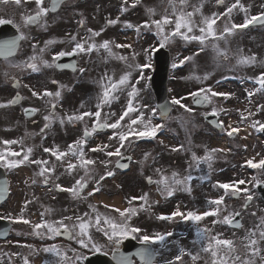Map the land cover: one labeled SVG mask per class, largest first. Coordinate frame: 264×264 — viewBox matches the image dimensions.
<instances>
[{
	"label": "rangeland",
	"instance_id": "rangeland-1",
	"mask_svg": "<svg viewBox=\"0 0 264 264\" xmlns=\"http://www.w3.org/2000/svg\"><path fill=\"white\" fill-rule=\"evenodd\" d=\"M147 1L140 0L141 3L140 6H138L137 0H128L127 4H125L124 1H121V3H117L114 0H105L104 4H102L99 0H76L77 7L75 17L77 18V20L80 17L86 18L89 21L97 23L98 28H103L107 35H111L107 36L106 39L104 38V40H101L102 42H119V38L121 37L120 35L122 33L136 31L137 27H128L130 23H133L135 19L145 18L144 21L138 26L140 29L139 32L136 31L139 37L143 36L142 43L136 44L138 45L136 46L138 48L135 47L136 50L133 51V56L128 54V52H124V54H128L126 55L127 59L129 58L128 62L127 60H123V62H120V65L117 66L115 62H108V60H112L113 58H115L116 54L119 53L118 51L111 50L112 54H109L108 51H105L106 53L101 52L103 55L104 53L106 54L107 59V61H105L104 59L102 60L103 66L105 64V67L107 68V65L110 64L113 65L114 68L118 67L117 75L119 76H121V73L124 72L126 70V67L129 65H131V69L133 70L135 69V66L137 69L139 64L150 63V54L152 48L158 47V45H160V40L162 37L161 35H158L156 26L152 24L150 28H145L143 27V25L145 23L151 24V22L154 20H160L164 15H168L171 19H173V21L175 20V16H173L172 14L173 9L170 4V0ZM217 2L218 0H187V5H181L180 0H175V5L177 11L194 12L195 14L193 16V20L195 22V25L202 26V17L222 15V21L214 26L215 31L218 30L222 32L224 31V26L226 24L230 27L232 24H241L246 19L245 12L239 8L234 9L233 12L229 14V16L223 15V13L226 12L227 8L230 7L235 2V0H224V5L222 7L219 6ZM260 2V0H250V5L259 6ZM91 3L92 5L90 6ZM240 3L244 5V0H240ZM133 4H135V7L132 6ZM89 6L94 7L97 10V14L94 13L95 16L91 15L89 11H87L89 9ZM244 7L248 9L247 18L257 11V7H249L248 3L247 6L244 5ZM197 8H199L198 12L195 11ZM150 9L155 11L156 16L154 14L148 18L146 10ZM120 12L122 13V15H119ZM196 17H199L200 19L198 18L199 20H196ZM109 20L117 21V23L113 24V28L107 29L106 22L108 23ZM141 25L142 27L140 28ZM173 29L174 24L166 25L165 34H170ZM182 31L186 32V30L184 29H182ZM260 31V29L252 30L253 37H259V39L260 37H263L262 42L264 44V29L261 31L262 33ZM187 35H201V33L199 32V27H194L193 32L187 33ZM171 38H174L176 41L174 42V40ZM242 40H246L245 37H243ZM206 41H210V39H206L205 42L201 44L199 40H184L180 36L170 37L166 47L168 46L167 48L171 49L173 59L172 65H177L172 69V77L176 80L174 82H171L170 84L175 97H178L180 99L185 94L187 95L188 92H192L194 88L195 90H200L201 88H211L215 92L228 93L230 95L227 98L223 96L212 98L211 106V108H213V110L220 115L221 121H223L224 123L226 122L227 130L230 129L229 125L235 128L240 125L246 124L252 127V123L254 121H260L261 123H263L264 109H262L260 106L262 105V102L264 105V94H262L260 91H257V88H254L253 83V81H255V78L259 76V73L264 72V54L262 53L264 50L262 49V47H260L261 44L259 42L255 47L249 48L248 52L246 51V49H244L245 51H243L242 49H237L234 45L231 46L230 53H236V58L255 56L256 62L254 64H245V67H240L237 71H235V69L233 70V68H230L231 74L228 76H232L230 86H219L220 84H224L223 79L220 80L218 84L215 81L217 74H220V72L223 74V70H226V68L222 67H220V72L218 71L216 74H208L204 78L203 71L195 74L191 83L202 80V83H200L199 86L193 85L192 87H190V85H186L184 81L180 82L181 77L180 75L178 77V74H180L181 71L178 69L181 68V65H190V67L193 68V61L199 59L202 53H205L203 54V56L209 54L210 58L212 57L211 52L215 50V43H206ZM136 42H139V40L136 39ZM217 46H221V44H217ZM52 50L57 51V49ZM48 52L52 53L53 51L48 50ZM217 54L218 59L222 57V55H220L218 52ZM122 56L124 57V55ZM118 57H121V53L117 55V58ZM189 57L191 59H186ZM45 65L47 66L48 63H45ZM213 65L214 64L212 63L205 66L204 72L210 73L211 70L214 69ZM214 66L215 69L219 68L217 67V65ZM1 73L2 72H0V74ZM6 74L7 76L10 75L12 78H27L26 74L21 75L20 72L15 71H11L10 73ZM184 74L185 73H183V75ZM146 77L144 79V82L142 81L140 84L135 86V88L138 89V95L132 101V103L135 108L139 109V111L129 113V116L125 117L124 120L121 121V128H111L110 132L115 135V140L117 142H114H116V145L112 146L113 143L111 145L110 143H108V147L104 149V151L93 152L90 150L91 145L87 144L86 148H84L85 159L102 161V157L106 152L110 150L115 151L118 148V144L120 142L117 133L120 132L122 134L130 131L128 125L130 124L131 118H136L141 114L143 115L142 123L132 125V129H135L136 132L144 130L145 124L148 125L149 130L154 125L162 124L163 127L157 130L154 138L140 137V141L137 142L138 144H132L131 142L129 143V146L125 151L128 153L131 152L135 155L136 163H133V167H135V169L133 174H129L128 176L123 177L125 185L123 188V194L121 195L122 202L120 198H117V200H120L119 203H117L115 198L114 201L116 202V207L113 209L118 208L124 210L130 207L136 209L137 214L130 216L128 223L130 224V226L142 229L140 233L135 234L137 237L143 236L145 234L151 236L157 232L171 231L174 233L173 236L168 238V241L166 242L167 247L160 248V253L161 255H163V258L160 261L162 264H165L169 259L174 260L175 257L180 254L181 248H184L186 251L191 252L194 255H199V259L195 261V264H211L210 255L201 250L202 245H204L205 242L197 237V228H207L209 230V235H219L222 239L234 240L240 255L244 257L245 249L243 247V243H246V241H244V237L247 235V232L249 230H253L260 223L261 219L264 218V203L258 198L254 191L256 182L261 179L264 180V178L260 177L259 172H256V176H253L252 173L250 174L246 172V169L249 168L248 165L244 166L241 164V161H244V156H248V154L246 153L244 154L240 152L239 155H236V159L237 157L239 158L237 161H235L237 166H233V169L230 171H222L220 168L221 165L218 166L217 164H214V166L218 167L214 168L207 167L205 165H203L202 167L200 164H193V161H191V163L183 162L185 163L184 165L182 164V158L184 159L182 152H177V157H175L177 159H171L169 156L170 154H167L169 152V149L167 150V145L169 144L173 146V137H176V134L174 133V130H171L172 124L170 123V121L167 122L168 120L162 121L160 119L159 111L157 110L154 97L148 85V78L146 79ZM220 77L221 75L218 76V79ZM63 78L65 80L68 79L67 76H64ZM243 79L246 80L242 81ZM241 81L243 83L247 82L248 84L242 86L240 85V83H242ZM249 84H251L252 86L248 88ZM182 85H184V87H182ZM129 91L131 90L127 89L126 85H122L120 89L117 90L115 96H110V102L106 104L107 107L105 106L106 110L104 109V115L102 119L106 120L107 117L111 124L119 119V116L122 114L123 110L127 108L128 102L131 99L128 96ZM80 92L83 93V89H81ZM249 92H252L253 95L255 94L251 99L248 95ZM80 95L82 94H77V101H79ZM30 101L31 99H29V102ZM65 105H67V103ZM11 110L12 111L5 107L0 108V141H2V137H4L5 140L17 141L16 144L6 145L10 150L7 152L16 151L22 153L25 151V153H27L29 147L27 146L28 142L26 141V139L29 138L28 135L31 127L29 126V128H26L28 126L23 125L25 123L18 113V110ZM153 112H155L154 115ZM9 113L11 116L9 115ZM242 113L245 117L248 118L242 119ZM249 113H251V115H249ZM62 114L64 115V117H66V123L72 122L68 120V117L72 116L69 110L60 113V115ZM4 115L9 118L8 124L11 125V130L8 128V125H6V128L9 130L4 129L5 126H3L4 123H2V118L4 117ZM195 116L197 117L193 118V120L191 118L185 120L186 123L190 124L188 128L204 129L202 120H200L199 118L200 113L197 112ZM184 117L185 115L183 117H180V119H183ZM177 118H179L178 115H175L174 118L172 117L171 119L174 125L177 121ZM95 121L96 118L93 116L89 117V119L86 118L85 123L88 122L87 124H92L95 123ZM252 128L255 132L256 127ZM82 129L83 126L79 125V128L74 130L73 134L69 135L66 132H72L71 127L70 125H65L63 132L65 135L59 137V140L56 141L58 150L67 151L69 145L80 140L82 137ZM167 130H169L168 134ZM52 144H55V142H53ZM44 149L39 148L38 150H32L33 155L28 162L29 165H31L30 169L32 170L33 175H36V177L39 179V182L42 183L44 181V178L49 175L52 179L55 180L54 186L60 185L66 188H70L76 186L77 180L84 181V179H86L85 181H88L89 184H93L95 181L98 182L99 189H102V182L99 181V179L100 176L104 174L105 167L100 166V163H96L97 166H93L91 168L89 167L90 165L88 166V168H84L80 166L79 157H73L71 156V154H69L67 157H64L62 160L55 161L51 157V153L45 152ZM143 153H145V155L143 156V159L145 160L141 161L139 155ZM147 153L148 156H146ZM196 153H200V151H196ZM100 154L101 156H99ZM201 154H203V152L198 154L197 156H200ZM253 154L254 150L251 155ZM8 158L9 160H12L14 157L9 156ZM256 158L257 157H255V161H258L261 157L259 155L258 158ZM35 160H45L48 161V164L37 165L32 162ZM172 160L174 162V165L170 164ZM148 161H150V163H148ZM69 162L76 164L77 167L74 170L68 169ZM111 164L112 163H110V165ZM42 167H48L50 169H54V171L46 173L43 176L38 175ZM244 167H246V169ZM13 169L14 168H10L11 172L14 171ZM157 169H159V171H157ZM171 170L173 172H177L179 174L178 177L182 178L183 180H185L188 175H191L192 179L191 181H186L185 184L174 185L175 191L171 196L163 192V183H155L153 188H150L146 184L145 177L147 176H150L155 181H162L163 177L167 176L169 178V183H171ZM257 170H259V168H257ZM221 174L222 176L233 175L232 183L243 180L244 176L247 177V180H244L245 183L239 185V188L241 189V191L239 192V200L236 201L231 193L225 194L224 190L218 187V183H226L221 180ZM200 176L203 177L200 179ZM14 180L16 182L14 187H17L18 195L22 191L23 180H20V178H14ZM186 187L190 188V191L185 190ZM155 188H157L155 190V194H151V189ZM245 189L247 191H244ZM145 194H147L148 197L147 203L142 200H135L132 201V203H129V201L132 200L133 197H141ZM248 195H251L253 199L251 200V205L248 206L247 210L243 211L242 208ZM221 197H223V204L220 205L221 212L219 217H206L199 224L192 223V221L185 222L179 217L175 218L173 221H164L157 219V217L161 215H171L177 209L185 213H187L188 211H196L198 213L210 211L216 206L211 205L209 201L220 199ZM66 199L67 198L65 196H58V199L54 200V202L59 201V204L50 203L42 207L47 210L50 209L51 212L49 214H46V211L44 209H37L32 211V207L27 206L22 209H15L14 204L11 207L9 205L4 207V209L7 210V217L19 218L23 216L24 219H27L31 222L30 224H24L22 222L13 223L9 240L5 244H0V246L7 247V264H25V258H27L28 264H55V262H58L60 258L44 251V249L49 248L53 245L57 246L67 254L68 259L67 261L62 262V264H81L82 258L89 253V249L82 248L78 243L79 237L77 236V233L79 229L78 227H74V225H78L80 222L77 218H83L85 221L91 222L92 226L90 227L89 231L94 243L98 245L106 244V241H108L107 237L103 232L97 230V226L95 225L96 216L90 214L89 211L91 201H93L94 203L96 199L97 201L102 202L103 197H101V194L97 197H90V195H85V199L83 201L77 199L76 197H73L67 200L65 203H62V201H65ZM63 205H65V208ZM233 211L242 212L243 228L241 231L230 230L226 223H214V221L232 214ZM31 212H34L36 215H31ZM253 213L255 215H253ZM34 216L38 218L37 221H35V219L33 218ZM104 216L111 218L116 223H122L124 220V218H122L118 212L112 210V208L109 210V212H103V215L101 217ZM65 217H72V219H65ZM60 221H63V224L67 225L68 228L73 232L75 240L72 243H64L57 240L55 235H53L51 232H48L47 229H39L38 231L40 232V235H37V230H34L32 227L34 224L43 222H47L48 224L59 227ZM99 227L110 231V229H108V226L103 223V219L101 220V225ZM137 240L139 239L137 238ZM28 245H31L32 247H28ZM155 246L156 248L160 247L158 245ZM261 248H264V243L261 244ZM166 252L167 257L165 256ZM185 256L183 257L182 261L178 262V264H193V261L191 262V257ZM257 264H260L259 260H257Z\"/></svg>",
	"mask_w": 264,
	"mask_h": 264
},
{
	"label": "snow or ice",
	"instance_id": "snow-or-ice-1",
	"mask_svg": "<svg viewBox=\"0 0 264 264\" xmlns=\"http://www.w3.org/2000/svg\"><path fill=\"white\" fill-rule=\"evenodd\" d=\"M0 2L7 3L8 0H0ZM35 5H36V12L34 15H28L24 23L25 24H36L39 23L43 18H46L50 12L55 13L58 11L60 5L64 3V0H51L50 7H45V0H34ZM125 4H127L128 0H124ZM139 2V0H137ZM219 3H223V0H218ZM15 3L19 5L21 3V0H15ZM181 5H187V0H180ZM170 4L173 9V16H175V20L171 19L168 15H164L162 19L160 20H154L149 23H145L143 27L145 28H150L152 24H154L158 30V35H161V40H160V47L163 48L165 47L168 42L170 37H175V36H180L184 40H199L201 44L205 42V40L208 37H212L213 39H220L221 37L217 35L214 26L217 23V20L220 18L219 16L214 15L213 17H202L201 20V25H195V22L193 20L194 12H185V11H177L176 10V5H175V0H170ZM135 7V4L132 5ZM241 9L245 12L246 14V19L244 20L243 23L241 24H232L230 27L226 24L224 26V32L231 34L234 29H243L247 28L249 25H255V24H260L264 25V13H261L260 15H254L251 16L250 18H247V12L248 9L244 7L243 4L240 3V0H235V2L227 8L226 12L223 13L224 16H229L233 12L234 9ZM126 10V9H125ZM150 13L153 15L155 14V11L150 9ZM195 11H199V8H197ZM12 21L10 20H4L0 19V24H5V23H11ZM83 24V21L80 22ZM109 24H114L117 23V21L109 20ZM174 24V29L171 31L170 34H165V26L166 25H172ZM46 26V25H45ZM128 27H133V25L129 24ZM194 27H199V32L201 35H192L189 36L187 33H192ZM182 29L186 30V32L182 31ZM139 27L136 28V31L139 32ZM89 32H91L92 37H96L100 35V32H94L93 30L89 29ZM23 35H21L20 39H25ZM72 39L75 41L76 38L72 37ZM48 44H51L52 41H48ZM87 44V47H86ZM110 42L109 41H104L103 44L97 46L95 43H88L87 41L81 43V42H76L75 43V48L73 49L72 52H60L56 57H54V60H58L61 57H64L66 55H74L78 52H90L92 50L98 49V47H102L105 50L111 53V48L109 47ZM118 48H124V47H131V45H124V44H117L115 45ZM16 48V41H10L5 43L4 45L0 46V55H5L6 57L9 55H12L13 52L15 51ZM157 49H152L151 51H156ZM217 52L220 55L226 56L227 54L225 52H220L219 49H217ZM36 57L33 56L31 57V60L33 62H25L26 67L32 69L33 71H36L38 66L35 63ZM121 60H127V57H119ZM186 59H191L186 58ZM256 62V57L251 56V57H241L239 60V63L241 64H254ZM47 64V62H45ZM16 67H20V65H14ZM47 66L51 67V64H48ZM57 67H60V65H56ZM177 65H173V67H176ZM144 67V66H140ZM83 71V69H81ZM130 73L127 75H124L121 77L118 81H113L111 79L108 80L107 84L103 85V93L101 97V103L97 104V108L101 109L103 104H107L110 102V96L111 93L114 91H117L120 89L122 85H127L129 84V77ZM143 78V77H141ZM255 82L260 86L257 91L264 90V72H261L259 76L255 78ZM55 83V81H53ZM18 85V82H17ZM33 96H39L40 94L37 93L36 91L32 92ZM44 96H56L59 97L61 93L59 91L55 93L51 92H44ZM138 95V89H136L134 86L131 88V91H129L128 96L131 98L128 102L127 105V110L123 112V114L119 117V119L112 123V124H101L100 123V117H101V111L97 110L95 112H84L81 115H74V116H69L68 120L69 121H74V120H83L85 117H95L96 122L99 127L104 128V127H110L112 129H119L121 128V121L124 120L125 117L129 116V113L133 112H138L139 109L135 108L133 106L132 101L136 98ZM230 94L228 93H222V92H215L211 88L204 89L201 88L199 91L191 93V96L193 98V101L195 103H204L208 102L211 103V97H217V96H223L227 98ZM249 97L253 95L252 92H249ZM23 97L17 95L16 98L12 101H10L11 104H16L20 100H22ZM184 99L181 97L180 99H172L171 103L179 105L181 108H184L186 112H192L193 109L189 108L187 105H184L181 103V100ZM6 107L4 104H0V108ZM163 108L162 111V117L166 118V111L167 108L166 106H161ZM262 109H264V105L260 106ZM52 108H55V104H52ZM37 111L36 109H28L26 110V114H31L33 112ZM155 112H153V115ZM211 115L215 116L217 115L216 111H213ZM251 115V113H249ZM242 119H247L248 117H245L243 113L241 114ZM45 120H50V116H45ZM143 122V115H139L136 118H131L130 119V124L128 125V128L130 131L127 133H118L119 136V141H120V146L117 148L115 151H108L105 154L109 157L111 156H116V157H121L122 154L120 152V148L124 147V141L128 140L130 135H138L140 137H155L157 130L162 128V124H157L154 125L150 128L147 124L144 125V130L136 132L135 129H132V125H137L138 123ZM63 123V121H61ZM47 126V125H46ZM223 129V124L220 123L219 125ZM258 127L259 131H264V123H261L260 121H254L252 123V127ZM230 130H227L226 134L231 137L233 136L234 133H238L240 131L239 128H234L229 125ZM92 131H95L93 129ZM92 133L89 132L87 129H85L84 132V137L90 136ZM5 145H12L16 144L17 141L14 140H5L3 141ZM87 144V140L82 138L75 143L71 144L68 146L67 151H59L53 150L50 148H45V152L51 153V155L55 156L56 159L62 160L64 157H67L69 154L73 157H79L80 160V166L87 168L89 165H94L96 163L95 160L91 159H85V153H84V147ZM108 145H104L103 147H96L92 148L91 151L93 152H99V151H104ZM183 147V146H181ZM174 151H179L180 149H173ZM217 151H223L222 149H212L211 153L217 152ZM32 152V149L29 148L27 150V153H21V152H4L0 151V166L7 167V168H16L19 167L22 163L25 161H29L30 154ZM211 153H209L207 156L204 157L205 161H210L212 156ZM8 156L12 157H22L20 160H13L10 161L7 159ZM130 159V158H129ZM193 160L196 161L197 164L200 163V160L193 154ZM33 163L37 165H47L48 161L45 160H35L32 161ZM247 165L251 168H259V169H264V159H261L259 162H253V160H248ZM119 167H126V165H118ZM77 167L76 164L69 162L68 163V169L74 170ZM209 167H211V164L209 163ZM51 171H54V169H50L48 167H42L38 175H45L46 173H49ZM159 171V169H157ZM114 173L112 171L107 172V176L111 177L113 176ZM178 173H173L172 177V182L169 183V178L167 176L163 177L162 181H155V183L160 184L163 183V192L167 193L169 196H171L174 191L175 187L174 185H180V184H185V181H191L192 176L188 175L185 180H180L177 179L176 177L178 176ZM104 177H101L103 179ZM149 183H153L152 179L149 177L148 178ZM47 183V180L45 181ZM244 180H240L238 182L234 183H218V187L223 189L225 194L231 193L232 195H237L241 189L239 188V185L244 184ZM56 187L60 191H65V192H70L74 197H80L82 190L86 187V184L83 183L81 180L76 181V186L70 187V188H64L60 185H56ZM185 190L190 191V188H187ZM7 191V181L4 182V186H0V195H2L4 192ZM95 191H99V187L95 189ZM244 191H247L246 189ZM93 193H89V195H92ZM253 197L251 195L247 196V201H251ZM135 200H142L145 203H147L148 197L147 194L141 196V197H133L132 200L129 201V203H132V201ZM211 205H215L216 207L210 211H205L203 213H198L196 211H188L187 213L181 212L179 209L174 211L171 215H161L158 216L157 219L159 220H164V221H173L175 218L179 217L185 222L187 221H192L195 222L196 224H199L203 219L209 216H214V217H219L221 208L220 205L223 204V197L220 199L216 200H211L209 201ZM105 207H110L109 205H105ZM114 211L118 212L119 215L124 218L122 223H116L114 222L111 218L104 216L101 217L99 214L95 217V225L97 226V230L101 231L104 233V235L107 237L109 241H111L114 245L115 250L112 252V259L115 262V264H134L133 256H136L139 258L141 264H158L157 257L160 255V248H165L167 247L166 242L168 241V238L173 236L174 233L171 231L168 232H157L153 235H143L140 237H137L135 234H138L142 231V229L134 226H130L128 223L130 216L136 215V209L135 208H127L124 210L121 209H113ZM93 211H95V207L93 206ZM87 215V214H85ZM241 215L240 212H235L234 214H230L228 216H224L222 219H218L214 221V223H226L229 225H233L234 227L240 228L243 227L242 224L240 223H235L234 224V219L236 216ZM253 215H255L253 213ZM0 219H9L11 220L12 223H24V224H30L31 222L27 219H24L23 216L19 218H12V217H0ZM65 219H72V217H65ZM79 219V224L74 225V227H78L79 231L77 233V236L79 237L78 243L82 248H89L91 246L92 251H101V247L97 245L96 243L93 242L92 236L90 234V227L91 222L85 221L83 218H77ZM103 219V223L108 226L109 230H105L102 227H99L101 225V220ZM34 230L36 231L37 235H40V232L38 231L39 229H47L48 232H51L53 235H59L60 234V228L62 227L65 231H68V226L63 224V221L59 222V227L53 226L51 224H48L47 222L43 223H37L34 224L33 226ZM209 230L207 228L205 229H200L197 228V237L204 241V245H202V251L205 253H208L211 257V264H257V260H259L260 264H264V248H261V244L264 243V218L261 219L260 223L253 229L249 230L247 232V235L244 237V241L246 243H243V247L245 249V256L242 257L236 247V243L234 240L231 239H222L220 238L219 235L212 236L209 235ZM132 237L133 239H139L141 244L143 245H158L160 246L159 248H150V247H143L140 250H138L135 253L132 254H127L123 251L120 250L119 245L120 243L129 237ZM28 247H32L31 245H28ZM44 251L51 253L52 255L59 257L60 260L58 262H55V264H62V262L67 261L68 257L65 252H63L60 248L57 246L53 245L49 248L44 249ZM187 255L191 257V260L193 261V264H195V261L199 259V255L196 254L194 255L191 252L186 251L184 248L180 249V254L175 257L174 260L169 259L166 264H178V262L182 261L183 257ZM25 264H28L27 258H25Z\"/></svg>",
	"mask_w": 264,
	"mask_h": 264
},
{
	"label": "flooded vegetation",
	"instance_id": "flooded-vegetation-1",
	"mask_svg": "<svg viewBox=\"0 0 264 264\" xmlns=\"http://www.w3.org/2000/svg\"><path fill=\"white\" fill-rule=\"evenodd\" d=\"M74 0H69L67 2H64L59 10L55 13L50 12L46 18H43L38 24H25L24 20L28 15H34L37 8L35 5L34 0H21V3L17 5L15 3V0L11 3V0H8L7 3L0 2V19L4 20H10L12 21L9 23L13 28H15L16 32L20 35H23L26 37L25 39H20L19 42V49L17 51V54L14 57H11L10 55L7 56L4 59H0V71H2V74H0V104L6 105L5 108L11 109L9 104L12 93H20L22 99V103L20 106L14 108L19 109L22 108L25 109L27 107L35 108L37 112V118L39 120H33L31 123V126H37L39 124V121H46L45 125L43 126L42 130L39 132H34L32 134H29L32 139V148H36L37 150L39 148L44 147V141L47 143L49 142H55L58 140V135L60 134V131L62 129L61 126L64 125V122L61 123V121L65 120L66 117L63 115V120L61 117H56L55 110H66L69 108L71 109L72 106H75L77 104V97L73 94L69 95H63V93L69 89L70 92H74L75 90L72 89L73 87H77V93H80V87L83 86H90L93 88L92 92H88L86 95V101H90V95H94L93 99L95 101L99 100L101 103V97L103 93V85L106 83L101 76H103L104 72L107 71L106 68H104L101 65V60L97 59V57L91 58L89 54H81V52L77 53V60L78 63H86L88 66H83V76H86V79H80V80H74V79H68V80H61L62 73L64 74H70L69 72H59L55 66L54 62L55 60H52V56L56 57L60 52H69L72 48L71 46H75L76 42H85L88 43L90 40H88L86 28L83 24L80 22L76 25L75 21V14L76 10L73 5ZM45 7H50V0H45ZM2 24H0L1 26ZM46 25V26H45ZM77 27V28H76ZM220 29V28H219ZM217 35L220 36V39H214L215 45L221 44V49L224 51L231 50V37H229V33H225L224 31H218ZM228 36V37H227ZM72 37H75L76 40L74 41ZM227 37V40L224 38ZM212 38V37H210ZM209 38V39H210ZM223 39V40H222ZM98 38H95V44L98 45ZM222 40V41H221ZM48 41H52L51 44H48ZM221 41V42H220ZM68 46V47H66ZM87 46V44H86ZM52 49H57V51H54ZM49 51H53L52 53H49ZM73 51V50H72ZM51 54V55H50ZM53 54V55H52ZM88 55V59H87ZM35 56L37 59L35 63L37 64L38 68L36 71H33L32 69L26 67L25 62H33L31 60V57ZM86 56V58L84 57ZM45 62L48 64H51L54 67L46 68ZM14 65H20V67H16ZM53 70L56 75L52 79H47V74L49 71ZM11 71L15 72H32V74H26L27 78L23 81L19 82V89L13 91L11 89V86L7 85L9 81L11 82V76L6 73H10ZM78 71V70H77ZM74 73L75 75H79V77L82 74V71L77 73ZM73 74V75H74ZM98 74L99 77L98 78ZM9 77V80H3L2 78ZM52 77V76H51ZM55 81V83H53ZM72 89V90H71ZM36 91L39 93V96H33L32 92ZM51 92L55 93L59 91L61 95L59 97L56 96H44V92ZM29 99H31L29 105L27 104L29 102ZM67 103V105H65ZM27 104V105H24ZM50 105V120H45V118H41L43 114L45 113L46 105ZM52 104H55V108H52ZM37 107V108H36ZM86 106H82L78 108V111L86 110ZM58 111V110H57ZM21 113V112H20ZM60 114V112H58ZM53 119H56V122L53 121ZM3 126H5L4 129L9 130L6 128L7 125V119L6 116L2 118ZM88 123V122H87ZM83 123L84 130L90 129V132L92 133L89 136V141L92 140V138L95 135V131H92L95 128V125L92 126V124ZM47 125V126H46ZM56 125V126H55ZM59 126V127H57ZM78 127L77 123L73 124V128L75 129ZM60 128V129H59ZM208 132H197L193 131L191 133H186L187 137L185 139H182V146L183 145H189L190 143H187L188 140H194V141H206L211 142L212 146H217L218 140L220 135L222 134L223 130L216 131L208 129ZM189 135L191 136V139L189 138ZM3 136V135H2ZM233 139L238 140L236 135L232 136ZM5 141V138L2 137V141H0V151L7 152L9 149L7 146L3 143ZM9 157V156H8ZM7 157V159H8ZM109 162L105 161V165H108ZM3 167V166H2ZM5 170V173L9 176L10 170L7 167H3ZM112 171L115 175L117 169H114L113 167L110 168V170L104 171V176L106 179V182H109L110 179L114 176H107V172ZM121 175V174H120ZM253 176H255V172L253 173ZM122 178V176L120 177ZM223 179L226 183H232L233 182V175H226L223 176ZM247 177L244 176V180H246ZM55 181H52L50 178H47V183H43V186L46 188V191L42 194H38L35 189L38 188V184L35 183L33 186L29 187L28 196H27V207H32V211L37 209H44L45 205H48L49 202L59 204L58 202H54V200L58 199V195H65L67 199L72 197L71 193L62 194L59 193V189L56 187V194L52 195V189L54 188ZM123 179L121 181L117 182V185L114 186L112 189L107 188V191L110 193H113L115 191H121L123 187ZM86 189L88 190V186L86 184ZM93 192L95 189H91ZM91 191H87L86 194H81L80 198L83 200L85 199V195L89 194ZM91 197V196H90ZM239 197V196H238ZM247 201V200H246ZM248 203H251V201H248ZM48 211V210H46ZM6 214V211H4ZM111 249H108L107 252H110ZM6 250L4 247L0 246V260L4 259L6 256Z\"/></svg>",
	"mask_w": 264,
	"mask_h": 264
},
{
	"label": "water",
	"instance_id": "water-1",
	"mask_svg": "<svg viewBox=\"0 0 264 264\" xmlns=\"http://www.w3.org/2000/svg\"><path fill=\"white\" fill-rule=\"evenodd\" d=\"M158 59H157V70L156 75L154 77L155 84V90L157 93V97L159 99V104L161 106H167V103L165 101V81H166V73H167V67H168V60L166 57V54L163 52L158 53ZM261 195L264 198V191L259 190ZM8 228L5 226H2L0 229V237L3 238L6 235ZM143 247H150V245H143L141 243H137L132 239H127L120 243L119 248L121 251L132 254L137 252ZM136 257V256H135ZM138 260L139 258L136 257ZM140 261V260H139ZM85 264H115L112 257L106 256L104 254H95L90 257H88L85 261Z\"/></svg>",
	"mask_w": 264,
	"mask_h": 264
},
{
	"label": "bare ground",
	"instance_id": "bare-ground-1",
	"mask_svg": "<svg viewBox=\"0 0 264 264\" xmlns=\"http://www.w3.org/2000/svg\"><path fill=\"white\" fill-rule=\"evenodd\" d=\"M103 200L107 204H116V202L119 203V200H117V199H116V202L114 200H110V199H107V198H104Z\"/></svg>",
	"mask_w": 264,
	"mask_h": 264
}]
</instances>
